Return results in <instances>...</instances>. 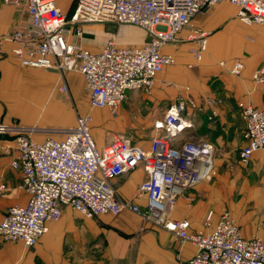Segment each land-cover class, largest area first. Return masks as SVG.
<instances>
[{
  "label": "built area",
  "instance_id": "built-area-1",
  "mask_svg": "<svg viewBox=\"0 0 264 264\" xmlns=\"http://www.w3.org/2000/svg\"><path fill=\"white\" fill-rule=\"evenodd\" d=\"M4 1L26 17L21 27L1 39L15 44L12 53L17 62L61 74L80 73L91 108L113 112L129 91H152L158 76L176 63L174 55L163 52L164 47L194 41L197 45L191 54L195 61L201 59L206 49L205 34L193 29L199 14L229 2L239 9L242 22L264 26V0H74L71 18L58 0ZM69 20L134 25L146 32L147 39L133 47L111 39L95 52L78 42L83 31L75 24L71 26ZM243 69L244 64L238 61L231 73L240 75ZM255 79L264 82L259 72ZM58 89L63 94L69 90L64 82ZM188 105L183 96L178 97L164 118L154 123L149 148L132 143L125 135H116L105 146H98L89 130L90 118L78 119L69 129H56L62 137L51 136L43 142L33 139L38 128L1 124L0 134L15 138L12 167L21 172L28 200L8 208L0 222V239L21 241L33 248L48 231V224L61 219L66 207L87 218L118 216L128 210L171 232L182 245L196 248L193 257L179 264H264V239L245 238L230 211H224L215 226L210 212L206 221L209 230L197 233L189 231L188 221L170 217L186 190L216 173L210 143L185 141L175 146L176 140L193 127L187 118ZM239 110L246 141L240 158L248 163L264 150V109L241 102ZM139 166L147 175L138 188L146 200L145 209L123 200L115 185L117 178Z\"/></svg>",
  "mask_w": 264,
  "mask_h": 264
},
{
  "label": "crops",
  "instance_id": "crops-1",
  "mask_svg": "<svg viewBox=\"0 0 264 264\" xmlns=\"http://www.w3.org/2000/svg\"><path fill=\"white\" fill-rule=\"evenodd\" d=\"M238 11L235 5L222 2L196 16L193 29L204 33L206 39L201 59L197 62L191 54L190 50L197 45L194 41L164 47L163 52L174 55L176 63L164 69L151 92L132 90L127 98L130 95L136 102L139 97L151 94L146 99L148 105L159 99L155 107L164 101L157 113L159 117L145 118L147 124L162 120L178 97L183 96L189 104L187 118L193 127L176 140L175 146L185 141H204L214 147L215 175L186 190L178 198L171 219L188 221L189 231L197 233L209 230L206 221L210 212L215 226L221 214L230 211L245 238L264 239V150L248 163L241 161L246 141L245 123L239 110L241 102L264 109V82L255 79L257 72L264 77V26L245 24ZM25 21V15L17 7L0 0V40ZM126 39L137 42L122 46H140L147 34L143 30ZM82 40L83 37L78 42ZM14 47L12 42H0V125L43 129L34 136L38 142L51 137L46 133L49 128L75 126L72 118L65 116L59 99L49 103L55 76L59 74L19 64L12 53ZM100 49L90 48L95 52ZM238 61L244 64L240 75L231 73ZM61 76L72 89L83 85L85 91L80 73L65 71ZM152 127L147 141L138 139L135 143L149 148L155 135ZM96 137L100 147L109 142L99 133ZM14 139L12 135L0 134V186L7 188L6 192L0 191V222L9 207L24 205L28 200L21 172L12 167L16 158ZM17 176L21 182H16ZM146 176L139 166L117 178L115 185L121 198L145 209L146 200L138 188ZM195 253L191 244L182 245L171 232L128 210L118 216L87 218L66 207L61 219L48 224V231L33 248H27L21 241L0 239V264H179Z\"/></svg>",
  "mask_w": 264,
  "mask_h": 264
},
{
  "label": "rangeland",
  "instance_id": "rangeland-1",
  "mask_svg": "<svg viewBox=\"0 0 264 264\" xmlns=\"http://www.w3.org/2000/svg\"><path fill=\"white\" fill-rule=\"evenodd\" d=\"M58 2L60 6L68 12L69 17L71 18L75 10L74 0H58ZM69 22L71 26L75 24L76 28H79L83 31L82 45L89 49L92 46L102 48L111 39L115 40L117 44L134 45L137 41L126 38L136 32H143V30L137 26L117 25L113 22H86L83 20H79L75 23L69 20ZM127 29L132 31H126ZM136 29L140 31L138 32ZM47 70H51L59 74V76H55L54 87L52 92L50 91L51 99L49 103H51L53 99V101L59 99V102L62 103V107L65 108V116H70V118L73 120L72 123L74 124H76L78 119L90 118L91 122H89V130L96 142H98L96 133H99L101 136L104 135V138L107 141H110L116 135H125L134 144H137L135 142H137L138 139H145V141L149 139L148 133L150 130H152V126H154L155 121L146 124V121L144 120L145 118H150V120H152L156 119V117H159L157 113H159V108L164 105V101L160 103L159 106L155 107V105H157L159 102V99H155L158 102L151 105H148V100L146 99L151 94L147 95L146 97H139L136 102H134V100L129 95V97L126 98V100L115 112L109 109H93L89 104V97L86 93V90L83 91V85H80L77 90H74V88L72 89L70 87L65 78H60V72L55 69ZM62 82H64L69 88L68 92L65 94L61 93L58 89L59 84ZM162 97H164V95ZM50 108L55 110V107ZM98 111L101 112L100 115ZM145 126H147L146 129L144 128ZM55 130V128H49L47 129L46 133H49L50 136L60 137L62 134H59V132H56ZM34 136L33 139L35 140ZM16 182H21L20 177H16ZM0 191L6 192L7 188Z\"/></svg>",
  "mask_w": 264,
  "mask_h": 264
},
{
  "label": "bare ground",
  "instance_id": "bare-ground-1",
  "mask_svg": "<svg viewBox=\"0 0 264 264\" xmlns=\"http://www.w3.org/2000/svg\"><path fill=\"white\" fill-rule=\"evenodd\" d=\"M127 31V30H126Z\"/></svg>",
  "mask_w": 264,
  "mask_h": 264
}]
</instances>
